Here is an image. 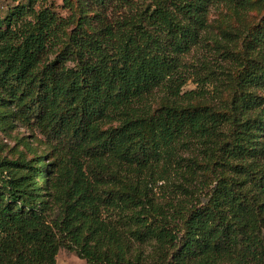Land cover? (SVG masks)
<instances>
[{
    "label": "trees",
    "instance_id": "obj_1",
    "mask_svg": "<svg viewBox=\"0 0 264 264\" xmlns=\"http://www.w3.org/2000/svg\"><path fill=\"white\" fill-rule=\"evenodd\" d=\"M38 2L0 18V106L51 155L0 159V264H56L60 249L85 264H264V0H65L68 19ZM219 6L262 14L222 29L237 44L225 110L153 109ZM188 134L217 140L218 166L203 202L169 212L148 192Z\"/></svg>",
    "mask_w": 264,
    "mask_h": 264
},
{
    "label": "rangeland",
    "instance_id": "obj_2",
    "mask_svg": "<svg viewBox=\"0 0 264 264\" xmlns=\"http://www.w3.org/2000/svg\"><path fill=\"white\" fill-rule=\"evenodd\" d=\"M68 1L74 7L79 0ZM136 1L144 5L152 2ZM26 2L27 0L17 2L0 0V18L5 16L8 9L19 5L25 6ZM67 6L65 0H39L35 10L51 8L58 16L68 19L71 12ZM261 16V13L253 10L241 20H236L223 6L210 8L207 40L181 56L178 69L181 82L160 86L153 94L151 102L153 109L167 103L183 105L191 103L203 106L204 109L224 111L229 92L226 87L219 85V82L232 67L231 52L237 50V44L231 43V37L223 35L222 29L230 31L239 26L240 28L254 26L260 22ZM189 92H192L191 97L188 96ZM1 98L7 99L5 94H2ZM5 115L6 109L0 106V159L29 161L35 156H45V160H48L51 156L50 146L44 139L37 132L25 130L17 123H9ZM216 141L202 139L199 134L196 136L188 134L176 143L170 166L163 167L162 161L156 163L151 191L148 192L154 204L170 212L172 208L204 201L209 188L213 186L215 173L212 169L218 166L216 165L218 152L214 143ZM134 248L141 251L144 256L155 252L154 242L144 245L135 243ZM55 260L56 264H85L65 249L58 251Z\"/></svg>",
    "mask_w": 264,
    "mask_h": 264
}]
</instances>
